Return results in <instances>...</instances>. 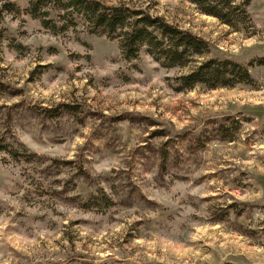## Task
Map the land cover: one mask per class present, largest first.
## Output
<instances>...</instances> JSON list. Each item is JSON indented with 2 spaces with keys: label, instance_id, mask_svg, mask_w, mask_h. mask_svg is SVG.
<instances>
[{
  "label": "rangeland",
  "instance_id": "obj_1",
  "mask_svg": "<svg viewBox=\"0 0 264 264\" xmlns=\"http://www.w3.org/2000/svg\"><path fill=\"white\" fill-rule=\"evenodd\" d=\"M33 1L0 0V264H264V0L233 26L188 0H98L210 42L173 69L84 19L48 29ZM212 58L253 81L175 91Z\"/></svg>",
  "mask_w": 264,
  "mask_h": 264
},
{
  "label": "trees",
  "instance_id": "obj_2",
  "mask_svg": "<svg viewBox=\"0 0 264 264\" xmlns=\"http://www.w3.org/2000/svg\"><path fill=\"white\" fill-rule=\"evenodd\" d=\"M188 1L198 5L202 12L231 26L240 17L237 13L234 14V10L242 8L234 7L239 0ZM250 1L247 0L245 4L248 5ZM31 6V15L34 18L44 16L43 26L48 29L62 32L75 26L79 19H84L95 29L104 30L109 36L120 33L121 48L127 59L138 58L141 50L146 47L154 60L167 69L196 63L198 58L204 57L211 50L210 42L203 37L170 23L164 17L153 16L146 10H135L123 5L108 6L98 0H34ZM62 12L67 18L64 25L59 23ZM49 16L51 19H47ZM252 81L249 69L238 62L227 58H212L200 62L187 75L174 79V89L183 92L198 85L216 89ZM42 110L54 114V109ZM2 149L14 157L20 154L17 149L5 145H2Z\"/></svg>",
  "mask_w": 264,
  "mask_h": 264
}]
</instances>
